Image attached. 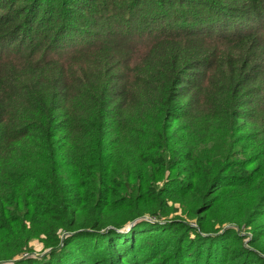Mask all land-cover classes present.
<instances>
[{
  "label": "trees",
  "instance_id": "1",
  "mask_svg": "<svg viewBox=\"0 0 264 264\" xmlns=\"http://www.w3.org/2000/svg\"><path fill=\"white\" fill-rule=\"evenodd\" d=\"M0 264H264V0H0Z\"/></svg>",
  "mask_w": 264,
  "mask_h": 264
},
{
  "label": "rangeland",
  "instance_id": "2",
  "mask_svg": "<svg viewBox=\"0 0 264 264\" xmlns=\"http://www.w3.org/2000/svg\"><path fill=\"white\" fill-rule=\"evenodd\" d=\"M243 233H246L247 234V231L244 230ZM32 246L34 247V250L37 252V253H40L43 251V246L41 243H39L38 241H35L32 243Z\"/></svg>",
  "mask_w": 264,
  "mask_h": 264
}]
</instances>
